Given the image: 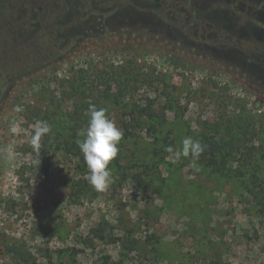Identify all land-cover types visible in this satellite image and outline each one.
<instances>
[{
  "label": "rangeland",
  "instance_id": "1",
  "mask_svg": "<svg viewBox=\"0 0 264 264\" xmlns=\"http://www.w3.org/2000/svg\"><path fill=\"white\" fill-rule=\"evenodd\" d=\"M235 1L0 0V264L12 243L40 264H264V0ZM90 105L124 133L105 191L79 147ZM136 106L166 121L127 136ZM244 109L221 170L176 157Z\"/></svg>",
  "mask_w": 264,
  "mask_h": 264
},
{
  "label": "clouds",
  "instance_id": "2",
  "mask_svg": "<svg viewBox=\"0 0 264 264\" xmlns=\"http://www.w3.org/2000/svg\"><path fill=\"white\" fill-rule=\"evenodd\" d=\"M17 111H22L17 106ZM91 118L87 127L85 139L79 142V147L84 154L85 161L90 170V183L97 191H105L112 182V172L109 168L110 162L115 160L119 153V143L123 138V130L120 129L113 120L109 119L105 108L97 109L95 105H90ZM39 127L32 137V146L35 151L40 150L41 138L50 132L46 122H38ZM13 132H18V127L12 128ZM169 152L174 150L169 147ZM205 151V145L192 137H185L182 146L175 150L176 157H191L196 161ZM200 169L196 168L198 172Z\"/></svg>",
  "mask_w": 264,
  "mask_h": 264
},
{
  "label": "trees",
  "instance_id": "3",
  "mask_svg": "<svg viewBox=\"0 0 264 264\" xmlns=\"http://www.w3.org/2000/svg\"><path fill=\"white\" fill-rule=\"evenodd\" d=\"M137 107V112L138 115L136 116L135 113L130 117V124L126 126V129L128 130V135L127 136H132L134 134L133 127L134 126H141L143 123V115H147L149 120H159V124L162 122H165L166 119L163 116L162 119H159L157 116V113L153 110H151L150 106L141 109L138 106ZM257 114H263V112L258 113L254 111ZM255 123V118L253 114H251L250 110L244 109L242 113H239L234 119H226L223 121L221 124L223 127L227 128V133H220L218 131L217 135H212V136H204L205 141L203 145H205V151L202 154V158L204 161L214 170H221V161L226 157H233L235 154L240 152V145H235L234 141V136L232 135L231 132V127L233 124H239L243 126H253ZM220 124V125H221ZM130 127V129H129ZM226 135H230L226 137ZM228 138V139H227ZM73 146H76L75 144H72ZM78 147V146H77ZM228 150L226 153V156L223 155V151ZM78 152V150L76 151ZM81 154V152H78ZM84 155V154H83ZM98 237L105 238L103 231L99 230V234L97 233ZM6 253L17 263L19 264H40L37 262V259L33 257L32 253L27 249L25 244L23 243H12L7 245L6 247Z\"/></svg>",
  "mask_w": 264,
  "mask_h": 264
},
{
  "label": "flooded vegetation",
  "instance_id": "4",
  "mask_svg": "<svg viewBox=\"0 0 264 264\" xmlns=\"http://www.w3.org/2000/svg\"><path fill=\"white\" fill-rule=\"evenodd\" d=\"M152 1H155L157 3V6L158 8L160 7V9L158 10H163L165 7L167 8H171V9H167L165 12H164V15H162V17H169L170 13L172 14H175L176 16H180V10L174 5V4H170L172 2V0H152ZM242 0H236L235 3H233L234 5H232L233 8H237V4H240ZM222 8H225L224 6H227L226 4H222ZM216 6H219L221 8V5H216ZM219 7H218V12H219ZM122 8V7H121ZM194 11H196V9H194ZM203 11L205 12H210V9H203ZM202 11V12H203ZM217 12V10H215ZM203 12V13H204ZM194 15H196V13L194 12ZM114 17V14L113 13H109V15L107 16V20H106V23L109 22V20Z\"/></svg>",
  "mask_w": 264,
  "mask_h": 264
},
{
  "label": "built area",
  "instance_id": "5",
  "mask_svg": "<svg viewBox=\"0 0 264 264\" xmlns=\"http://www.w3.org/2000/svg\"><path fill=\"white\" fill-rule=\"evenodd\" d=\"M244 95H245V94H244L242 91L239 92V96L244 97ZM254 110H255L256 112H258V113H261V112H263L264 109H263L262 107H257V108L254 107Z\"/></svg>",
  "mask_w": 264,
  "mask_h": 264
}]
</instances>
